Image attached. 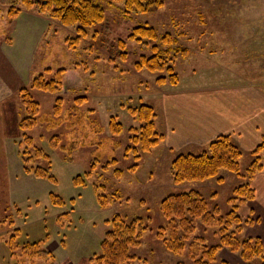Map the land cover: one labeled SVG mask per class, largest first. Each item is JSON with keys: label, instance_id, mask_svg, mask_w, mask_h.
Listing matches in <instances>:
<instances>
[{"label": "rangeland", "instance_id": "1", "mask_svg": "<svg viewBox=\"0 0 264 264\" xmlns=\"http://www.w3.org/2000/svg\"><path fill=\"white\" fill-rule=\"evenodd\" d=\"M91 1L104 9V22L87 28L88 37L79 39L75 48L67 44L68 38L73 42L80 38L74 29L61 26L34 7H21L12 17L0 5V264H16L4 243L13 230L19 231V247L27 242H41L40 249L26 252L24 264H93L91 260L100 253V243L109 229L108 222L116 214L128 220L142 217L148 225L140 247L130 250L136 257L130 264H191L187 250L182 256L174 255L155 238L156 229L164 222L159 210L161 200L189 189L202 193L221 215L236 205L238 216L245 221L239 237H260L264 242V186L259 181L264 176V159L263 174L256 179L262 171L257 173L250 181L253 197L243 202L234 190L244 180L226 171L219 173L222 181L213 178L174 184L169 172L171 161L178 154L191 151L172 149L165 140L152 152L141 154L137 168L132 169L134 160L125 157V147L127 129L134 126V121L126 108L142 102L151 105L160 116L162 98L158 91L163 88H156V74L135 69L142 55H152L150 47L140 42H127L125 49L118 45L135 26L149 25L161 34L178 37L176 46L186 49L185 57L174 61L182 86L205 85L229 72L245 74L251 81L264 80V0H162L160 8L148 13L131 12L127 17L125 0ZM123 52L124 61L119 58ZM47 68L70 70L64 74L59 93L30 87L32 79ZM21 89L30 91L39 104L38 116L44 119L25 132L18 127L24 117L18 94ZM57 97L62 105L59 114L54 115ZM79 98L84 101L74 105L73 101ZM73 107L70 122L57 125ZM189 111L203 113L197 106ZM111 116L124 126L120 135L109 131ZM90 121L96 126L89 128ZM161 126L158 118L156 127L164 134ZM263 132L261 129L260 134ZM22 134L41 150L40 154L47 156L45 160L35 158L30 165L47 170L53 180L25 172L20 155L26 148ZM74 141L94 146H80L73 152V160L66 161L64 155L68 152L63 151V146ZM252 149L243 152L242 171L252 160ZM93 159L99 163L91 177L85 178ZM111 159H116V163L102 169ZM76 176L81 177L84 186L74 184ZM95 185L106 195L119 192V201L100 207ZM51 194L62 205H55ZM198 225L195 235L204 237L208 246L216 245L220 237L216 229ZM216 259L217 264H247L238 252L225 247L218 251ZM262 262L255 259L250 264Z\"/></svg>", "mask_w": 264, "mask_h": 264}, {"label": "trees", "instance_id": "2", "mask_svg": "<svg viewBox=\"0 0 264 264\" xmlns=\"http://www.w3.org/2000/svg\"><path fill=\"white\" fill-rule=\"evenodd\" d=\"M162 0H125V16L131 12L148 13L153 9L162 7ZM0 5L7 8L9 16H16L22 8H36L40 13L47 15L61 26L74 29L80 38L67 39L70 48H75L79 39L88 37L87 28L100 26L105 19L104 9L101 5L91 0H0ZM11 18V17H10ZM95 38V33L91 34ZM140 42L144 47H150L152 55L145 57L142 55L139 62L135 63L136 70L145 69L156 74L154 83L157 87L163 85L175 86L179 82V76L174 68V61L177 57H185L186 49L176 46L178 37L170 33H159L154 27L149 25L135 26L126 36L125 40H119L120 49L125 47L126 43ZM149 42L154 43L149 46ZM125 49V48H124ZM126 52L121 53L119 58L124 61ZM70 72L64 68L53 70L47 68L44 72L35 76L31 83V89L56 94L60 92L63 77L65 73ZM21 104L23 106L24 117L18 122V127L25 132L33 127L37 121L44 120L38 116L39 104L32 99L28 89L18 91ZM84 99H75L74 105H80ZM62 102L61 98L55 99L53 110L54 115L60 112ZM127 112L132 117L134 126L127 129L128 145L125 147V157L131 156L134 160L132 169L137 168V162L141 154L152 152L160 142L164 140V134L157 129V120L159 113L149 104L140 102L138 106L127 107ZM72 110L66 113V117H61L57 125L64 122H70L72 119ZM87 113V112H86ZM63 116V115H62ZM80 118V117H79ZM95 125L90 121V125ZM96 126V125H95ZM94 131L96 128H93ZM109 131L112 135H120L124 131V126L116 117L109 118ZM99 134V131H95ZM24 136L25 150L20 153L24 162L26 173H32L35 177L53 180V177L40 166H32L35 158L45 160L47 156L40 154V149L32 146L30 138ZM75 143L63 146V151L68 153L64 155V160L72 161V154L83 145H92V143ZM252 160L244 171L241 169V159L243 151L234 143L231 136L220 134L212 139L200 151L180 153L174 157L170 163L169 172L174 184L185 182H203L213 178L222 181L219 173L229 172L242 178L244 183L238 186L234 192L237 194L240 202L253 197V189L250 187V181L253 176L263 170L261 160L264 159V138H262L249 152ZM99 160L93 159L89 170L84 173L85 178L91 177L96 170ZM116 159H111L102 165V169L115 164ZM119 174V171H116ZM76 186H84L85 183L80 176L74 178ZM96 199L100 207H106L110 203L119 201V192H113L106 195L101 192V187L95 185ZM103 188V187H102ZM51 201L55 205H62V201L55 195H50ZM233 199H236L233 198ZM238 207L234 205L225 215H221L219 209L214 205L210 206L208 200L202 193L195 189L172 193L163 198L159 204V210L164 222L156 229L155 238L161 241L164 249L174 255L182 256L185 250L191 264H217L216 255L223 247L233 252H238L240 259L250 264L255 259H260L264 264V244L260 237L240 238L242 223L245 221L237 214ZM109 229L100 243V253L92 258L93 264H130L136 259L131 249L139 248L141 238L148 230L146 221L139 216L130 220L124 219L116 214L108 222ZM201 223L205 228L216 229L219 240L216 245L208 246L206 239L195 235L198 230V224ZM12 226V222H10ZM233 228L232 230H230ZM18 230H13L5 239V245L11 252V258L16 264H24L26 252L29 249H40L41 242L25 243L19 247L17 238ZM189 242V244H187ZM20 253L16 252L18 249ZM38 251V250H37ZM44 252V251H42ZM42 252L40 254H42ZM45 253V252H44ZM43 253V254H44ZM138 260V258H137ZM141 260V259H139ZM221 262V261H220ZM144 264V262H141ZM219 264H227L222 261Z\"/></svg>", "mask_w": 264, "mask_h": 264}, {"label": "crops", "instance_id": "3", "mask_svg": "<svg viewBox=\"0 0 264 264\" xmlns=\"http://www.w3.org/2000/svg\"><path fill=\"white\" fill-rule=\"evenodd\" d=\"M156 88H163L158 91L162 98L158 109L159 123L162 124L165 144H170L172 149L200 151L216 136L225 134L231 136L244 152L264 137L260 134L261 129L264 130L262 79L251 81L245 74L229 72L205 85L190 83L182 86L179 79L175 86ZM196 106L202 108L203 113L189 114V110ZM261 174L263 171L256 179ZM259 181L264 186V176Z\"/></svg>", "mask_w": 264, "mask_h": 264}]
</instances>
